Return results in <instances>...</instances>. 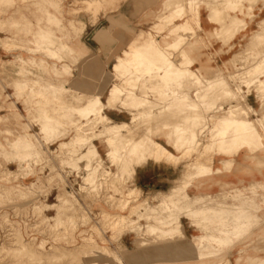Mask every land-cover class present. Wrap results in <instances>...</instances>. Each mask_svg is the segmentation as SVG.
<instances>
[{"label":"rangeland","instance_id":"rangeland-1","mask_svg":"<svg viewBox=\"0 0 264 264\" xmlns=\"http://www.w3.org/2000/svg\"><path fill=\"white\" fill-rule=\"evenodd\" d=\"M121 1L0 0V49L7 54L0 62V99H19L25 107L20 119L0 116V264H232L233 256L237 264H264V174L234 186L215 179L234 161L227 153L228 161L220 160L218 167L219 144L234 153L232 144L241 149L252 143L249 158L262 157L258 165L264 169V97L256 96V103L252 96L246 100L249 92L258 94L255 84L264 74V15L256 14L264 0H158L132 17L120 12ZM203 7L216 22L214 34L199 25ZM99 12L104 18L96 29L126 35L128 49L131 43L147 46L148 56L136 53L124 64L119 57L126 49L115 62L120 51H114L97 92L75 96L77 106L70 108L63 102L69 89L62 79L78 68L83 23L96 24ZM239 31L228 51L208 49L212 39L226 45ZM170 33L196 74H219L200 92L202 103L196 98V108L181 100L173 80V74L189 67L181 59L182 48L165 52ZM223 52L231 59L217 65ZM199 57L213 62L193 65ZM256 60L251 71L236 72ZM116 63L121 72L113 70ZM147 76L153 84L166 85L171 96L146 87ZM109 97L113 103L106 109L127 112L119 114V122L130 125L108 141L101 114H82L79 106ZM232 109L251 120L250 128L217 135ZM166 138L174 144L169 146ZM160 145L182 154L180 159L149 160L176 165L173 176L180 180L162 191L142 190L126 168L136 148L148 154Z\"/></svg>","mask_w":264,"mask_h":264},{"label":"crops","instance_id":"crops-1","mask_svg":"<svg viewBox=\"0 0 264 264\" xmlns=\"http://www.w3.org/2000/svg\"><path fill=\"white\" fill-rule=\"evenodd\" d=\"M157 3H158V0H122L119 3V10L125 17H132V16L136 15L137 13H139L138 15H140V13L154 8ZM256 14L264 15V8L257 11ZM83 17H84V19H87L85 16H83ZM103 18H104V13L99 12L98 16H97L98 21L96 24L93 25V24L89 23L88 21H86V24L83 23V26L81 29V31L83 32V37H82V40H79L80 41V43H79L80 48L83 51V55L78 59V62H77L78 68L73 69L70 76H67L65 79H62V81H64L63 85L67 89H69V93H68V95L64 96L63 102H64V104H68V105L71 104L70 108H72V107L74 108L77 106L74 104L75 103V96L81 95V94L86 95L89 93L92 96L93 93L97 92V88L99 87L100 83L104 79V76H105L104 75V73H105L104 67L107 65V60H108V57L111 55V53H113L114 51H120V53L118 52V54H117V52L115 53L116 54L115 58H114V62H115L116 56L121 55V53L124 49H128L126 45H128L127 43H129L130 41L128 42V39H126V35L123 37H120L119 34L111 36L108 34L109 30L103 29V26H102V28H100V27L98 29L95 28ZM121 18H123V17H121ZM198 18H199L198 20H199L200 27H202V29L204 31L214 34V30L217 27L216 22L209 19L208 10L206 8L203 7V8L198 9ZM181 25L183 26L184 24H181ZM183 28H184V26H183ZM185 28L186 29H184V31L188 32L189 29L187 27H185ZM116 31L120 34L121 33L123 34V32H121L120 29H117ZM241 31L234 34L230 38V40L226 43V45L223 44L222 40L212 39L208 49H213V50H220L221 49V50H227L228 51L229 47L231 46L230 44L231 43L235 44V41L239 40L238 36L241 34ZM169 35L172 36V37L170 36L171 40L169 42L168 41L164 42V46H166L169 51L165 49V52L167 53V52H170V50H176L177 48L181 49L183 47V45L177 43L176 40H174L173 33H170ZM178 44H179V46H178ZM4 52H6V51H4ZM181 53H182L181 59L183 60V63L188 64L189 59L185 58L188 55L186 53V50L185 49L183 50V48H182ZM228 53L229 52H223L222 56L217 57L215 59L216 64L220 65V64H222L223 61L230 60L231 54L229 56ZM6 55L7 54H4L3 50L0 49V62L4 61V60H1V58L5 57ZM202 58L203 57H199L198 61H195L193 63V65H197V66L201 65V64L202 65H208V64L211 65L213 62V61H210L208 63V62H206V60H204ZM174 64L176 65V62H174ZM168 65H169V63H168ZM187 66L189 68H187L186 71L183 70L182 72H180L177 75L173 74V80L176 83L175 85L178 84L179 88L182 89L180 92L182 97L186 96V95H191V94H192L191 96L194 97V95L198 92L197 87L199 85V83H198L199 81H201L203 83L207 82V81H213V80H216L215 76L219 75V74H217L214 77H210V78H201L200 76H198V74H196V72L191 68V66H189V64ZM238 71H240V70H238ZM162 73H164V71ZM187 75H189V76H187ZM3 76H4L5 80H7L8 76L4 75V74H3ZM148 77L149 76H147V78H146L147 82H142L146 87H148V88L153 87V88H156L158 90L161 89V92H164V89H165L166 92L163 94L166 96H169V97L171 96L172 91H170L166 87V85L161 84L158 80H157V84H153L150 82V79H148ZM262 77H264V74L261 76V79L259 81H257V83L255 84L256 90H258L257 91L258 94L256 95L255 93L249 92L247 94L246 100H249V98L252 96L251 97L252 101L256 103L258 101L256 96L261 95L262 97H264V78H262ZM54 80L59 81V78H54ZM243 86L247 87L246 85H243ZM188 88H190L189 94H188L189 91L187 90ZM104 91H105V89H103L102 91H99V92L103 93ZM91 96H87V97H85V99L87 98L89 100V98ZM100 97L102 99L101 95H100ZM10 99H11L10 97L7 100L0 99V116L5 117V116H8L10 114H14L16 116V118L20 119V117L24 116L23 115L24 110H25L24 104L19 99H11V100ZM88 100L87 101L85 100L84 104H82V105L80 104L79 107L86 106V104L88 103ZM106 102H108V99ZM249 105L251 106V108H253V106L251 104H249ZM106 108H110V107L106 106L105 109ZM105 109H104V111H105ZM262 109H263V111H262L261 116H264V108H262ZM253 110H256V109L253 108ZM106 111H107L108 115L114 119H118L119 114H125V113L127 114V112H125V111H119L116 109H106ZM106 111H105V113H106ZM197 112H199V110H197ZM131 113H133V115H134V114L139 113V112L133 111ZM201 113H203V110H201ZM18 115H20V117H18ZM119 119L120 120H118V121H122L121 118H119ZM208 138H209V134H208ZM166 143L169 146H172L174 144V140L168 141V138H166ZM263 143H264V141L262 142V144ZM231 146L234 148V151L236 149V152H234V153L226 152L225 150H223V147L221 144H219L218 148L216 149V154H218V155L220 154L219 155L220 158L218 159V161H219L218 167H222V163L220 162V160L225 161V162L228 161V156L226 155L227 153L233 154L234 161L232 162V167H230L229 170L221 171L220 172L221 175H217V177H215V179H217L223 183L233 185V186L234 185H240L241 183L245 184V183L250 182L251 180H260L262 175L264 174V169H261V167L258 165V160H261L262 157L257 156L255 161L250 160L249 157H250L251 153H249V151H250L249 148L252 147V143L245 145L241 149H238L236 144H232ZM172 154L174 156H178V157L181 156V154H179V155H176L174 153H172ZM161 163L162 164L157 163L153 160H149L145 165L137 167L135 174H134V179H133L135 184L139 188H141L142 190L147 189L150 191H162V189H164V187L166 189H168L170 187L171 181H174L175 179H177L173 175L175 174L176 169H178V167L177 166L175 167L173 165H170V164H167L164 162H161ZM12 164H13L12 161L10 163H8V165H12ZM187 228H189V225L183 226L184 233L188 231ZM259 257H262V255H259ZM234 258L235 257L233 256L232 264H237L236 263L237 258H235V259Z\"/></svg>","mask_w":264,"mask_h":264},{"label":"bare ground","instance_id":"bare-ground-1","mask_svg":"<svg viewBox=\"0 0 264 264\" xmlns=\"http://www.w3.org/2000/svg\"><path fill=\"white\" fill-rule=\"evenodd\" d=\"M174 28H176L175 26H174ZM177 32V31H176ZM179 36V35H178ZM182 37V36H181ZM175 39V38H174ZM185 39V38H184ZM133 40V39H132ZM179 41V40H178ZM181 41V40H180ZM178 43V42H177ZM183 43V42H182ZM132 45H134V44H129V46H131V48H129V49H126L125 51H124V55L123 56H120L119 57V59H120V61L121 62H123L124 64H127V63H130V60H132L133 58V56L136 54V53H140V54H138V55H140V56H143V57H146V56H148V53H147V51L146 50H149V49H147V46H137V45H135V46H133L132 47ZM154 45V44H153ZM152 46V45H151ZM149 48V47H148ZM152 49V48H151ZM161 50H159L158 49V53L157 52H155V51H152V52H155V53H157V54H159L160 56L161 55H163V52H160ZM150 53V52H149ZM156 54V55H157ZM152 55H153V53H152ZM166 56V55H165ZM150 57V56H149ZM163 58H164V55L162 56ZM160 58V57H159ZM141 59V58H140ZM151 59H153V58H151ZM157 59V58H156ZM154 60V59H153ZM119 61V62H120ZM143 61H145V60H143ZM186 61V60H185ZM182 62V61H181ZM187 62V61H186ZM256 63H258V60H256L255 62H253L252 64H250L249 66H247L246 68H244L243 70L241 69L240 71H237V73L238 74H245L246 72H245V69H246V71H249L252 67L251 66H254ZM261 63V62H260ZM146 64V63H145ZM181 64H183V63H181ZM180 64V65H181ZM186 64V63H185ZM188 65V64H187ZM262 66V65H261ZM92 67V66H91ZM90 67V68H91ZM260 67V66H259ZM166 69V68H165ZM164 69V70H165ZM253 69H254V67H253ZM252 69V70H253ZM115 72H121V67H120V63H116L115 64V66H114V69H113ZM145 70V69H144ZM142 71V70H141ZM180 71V70H179ZM251 71V70H250ZM256 71H258V70H256ZM235 73V72H234ZM254 74V73H253ZM261 74V73H260ZM117 75H118V73H117ZM120 75V74H119ZM187 76H189V75H187ZM199 76V75H198ZM200 78V77H199ZM239 79V78H238ZM252 79H254V78H252ZM193 80V79H192ZM222 80H224V79H222ZM216 81H218V80H213V81H207V82H204L203 84H201V86H198L199 88H197L198 89V92L194 95V97H192L191 95H186V96H181V99H185V101H187V103H189L190 105H192L193 107H194V105H195V108H196V104H197V99L196 98H199L200 97V92H202V91H204V88L206 87V86H208L209 84H211V83H216ZM196 82V81H195ZM219 82H220V80H219ZM199 83V82H198ZM173 85V84H172ZM171 85V86H172ZM200 85V84H199ZM114 86V85H113ZM177 86V85H176ZM210 86V85H209ZM185 87V86H184ZM218 87V86H217ZM220 88V87H219ZM225 88H228V87H226V85H225ZM231 88V87H230ZM120 88L118 87V85L117 84H115V86H114V90L115 91H117V90H119ZM213 89V88H212ZM180 90H182V89H180ZM209 90V89H208ZM215 89H213V91H214ZM222 90H223V88H222ZM222 90H220V91H222ZM230 90V89H229ZM212 91V90H211ZM211 91H210V93H211ZM212 91V92H213ZM218 93H219V91H217ZM187 93V92H186ZM189 93V92H188ZM214 93V92H213ZM202 94V93H201ZM205 94H207V93H205ZM223 94V93H222ZM232 94V93H231ZM211 96H213L214 97V94L212 95V94H210ZM205 97V100H207V96L206 95H204ZM222 96V95H221ZM223 96H225V95H223ZM209 98H212L213 99V97H210V96H208ZM227 97V96H226ZM204 98H203V96H202V99L204 100ZM209 98H208V100H209ZM222 98V97H221ZM212 99H210V100H212ZM220 99V98H219ZM231 99V98H230ZM177 100V99H176ZM199 100H201L200 98H199ZM205 100H204V102H205ZM209 100V101H210ZM218 99H216V101H217ZM236 100V99H235ZM239 100V99H238ZM209 101H207L208 103H209ZM214 101V100H213ZM213 101H211L210 103H212ZM240 101V100H239ZM196 102V103H195ZM203 102V103H204ZM215 102V101H214ZM213 102V103H214ZM113 103V101H112V99H111V97H109V99H108V103L107 102H104L103 100H101L100 98H96V99H93L92 101H90L89 103H88V106H86V107H81V109H80V111H81V113L82 114H85V115H87V114H89V113H93V112H97V113H100L101 114V118H102V127H103V131L105 132V135H106V139L109 141V140H112V139H118V137H121L124 133H123V131H122V128L121 127H126V126H128V125H130V123L129 122H126V121H123V122H116V121H114L112 118H110L106 113H104V111H103V107L105 106H108V105H110L111 106V104ZM201 103H202V100H201ZM212 103V104H213ZM219 103V102H218ZM207 105V103L203 106L204 107V109L206 108L205 106ZM211 105V104H210ZM220 106L222 105V104H219ZM233 105V104H232ZM231 105V106H232ZM236 106V105H235ZM241 106V105H240ZM244 106V105H243ZM237 107V106H236ZM198 108V107H197ZM214 108V107H213ZM201 109V108H200ZM210 109H211V107H210ZM244 109V108H243ZM188 110V109H187ZM195 110V109H194ZM196 110H198V109H196ZM208 110H209V108H208ZM217 110V109H216ZM220 110V109H219ZM156 111V110H155ZM184 111V110H183ZM193 111V110H192ZM205 111V110H204ZM203 111V112H204ZM211 111V110H210ZM180 112V111H179ZM186 114V113H185ZM194 114V113H193ZM197 114V113H196ZM202 114V113H201ZM195 116V115H194ZM136 118V116H134V121L136 120L135 119ZM152 118V117H151ZM193 118V117H192ZM191 118V119H192ZM196 118V117H195ZM247 117H245L243 114H242V112H240V111H238L237 109H232L230 112H229V114L227 115V117L221 122V126H220V128L218 129V131H217V135H227V134H230V133H232V130L233 131H235L237 128H239V130H245V129H247V128H250V125H251V120L250 119H246ZM199 119V118H198ZM202 119V118H201ZM197 120V119H196ZM195 120V121H196ZM197 123V122H196ZM202 123V122H201ZM200 124V123H199ZM195 126V125H194ZM187 127V126H186ZM192 127V126H191ZM190 127V128H191ZM195 128V127H194ZM188 129H189V127H188ZM196 129V128H195ZM130 130V129H129ZM129 130H127V132H129ZM198 130V129H197ZM187 131V130H186ZM190 132H191V130H189ZM194 131L195 130H193V133H194ZM231 131V132H230ZM237 131V130H236ZM135 133H137V132H135ZM199 133V132H198ZM126 134V133H125ZM127 135V134H126ZM125 135V136H126ZM131 135H133V134H131ZM216 135V134H215ZM135 136V135H134ZM139 136V135H138ZM171 136V135H170ZM191 136H192V134H191ZM197 135H195V137H196ZM171 137H173V135L171 136ZM193 137H194V135H193ZM247 137V136H246ZM128 139H129V137H128ZM170 139V138H169ZM173 139H174V137H173ZM172 139V140H173ZM192 139V138H191ZM244 139H246V138H244ZM127 140V139H126ZM171 140V139H170ZM122 142H123V140H121ZM131 141V140H130ZM136 141V140H135ZM196 141V140H195ZM244 141V140H243ZM119 142V141H118ZM138 142V141H137ZM115 143V142H114ZM124 143V142H123ZM147 143V142H146ZM191 143V142H190ZM196 143V142H195ZM118 144V143H117ZM137 144V143H136ZM150 144V143H149ZM148 144V145H149ZM193 144V143H192ZM116 145V144H115ZM124 146V145H123ZM147 146V145H146ZM145 146V147H146ZM152 146V145H151ZM161 146V145H160ZM195 146V145H194ZM119 147V146H118ZM144 147V146H143ZM130 148V147H129ZM148 149V148H147ZM147 149H146V151H147ZM128 150V149H127ZM145 150V149H144ZM182 155V154H181ZM163 157L165 160L166 159H169V160H171V159H173V158H179L180 159V157H178V156H174L170 151H168V149L166 148V147H164V146H161L160 148H157L156 150H152L151 149V151H149L148 152V154H146V153H144L143 152V149L142 148H136V150L135 151H133V154H132V157H131V161H130V163H129V165L127 166V168H126V170H127V172L132 176V177H134V174H135V171H136V168L137 167H140V166H143V165H145L147 162H148V160L150 159V158H152V159H157L158 157ZM178 159V160H179ZM175 164V163H174ZM177 164V163H176ZM176 166V165H175ZM195 169V168H194ZM180 179L179 178H177V179H175L173 182H178ZM164 193V192H163ZM180 194V193H179ZM160 203H163V202H160ZM69 210V209H68ZM131 254L133 253V252H130ZM98 257V256H97ZM104 259V258H103ZM108 262V261H107Z\"/></svg>","mask_w":264,"mask_h":264}]
</instances>
